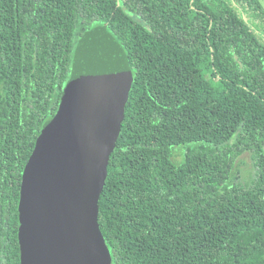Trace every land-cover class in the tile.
Listing matches in <instances>:
<instances>
[{"label":"trees","instance_id":"trees-1","mask_svg":"<svg viewBox=\"0 0 264 264\" xmlns=\"http://www.w3.org/2000/svg\"><path fill=\"white\" fill-rule=\"evenodd\" d=\"M97 26L133 74L98 202L111 264H264L261 0H0V264H20L22 173Z\"/></svg>","mask_w":264,"mask_h":264},{"label":"water","instance_id":"water-1","mask_svg":"<svg viewBox=\"0 0 264 264\" xmlns=\"http://www.w3.org/2000/svg\"><path fill=\"white\" fill-rule=\"evenodd\" d=\"M80 46L55 115L43 124L22 173L20 264H111L98 202L133 74L104 27L91 29Z\"/></svg>","mask_w":264,"mask_h":264},{"label":"rangeland","instance_id":"rangeland-1","mask_svg":"<svg viewBox=\"0 0 264 264\" xmlns=\"http://www.w3.org/2000/svg\"><path fill=\"white\" fill-rule=\"evenodd\" d=\"M261 1L264 4V0H261ZM247 100L252 102V100L250 98L247 99ZM174 149H177V147H175ZM174 159L176 161H180L181 155H180V151L179 150L176 151ZM240 162H242L241 164L238 165V168H239L240 173H241L240 177H248V176H250L253 173V168H252V165H251V161H250L249 155L247 153L243 154V156L241 157V161Z\"/></svg>","mask_w":264,"mask_h":264}]
</instances>
